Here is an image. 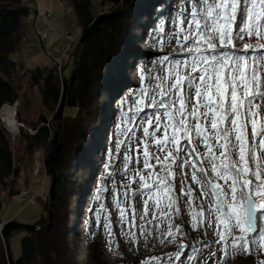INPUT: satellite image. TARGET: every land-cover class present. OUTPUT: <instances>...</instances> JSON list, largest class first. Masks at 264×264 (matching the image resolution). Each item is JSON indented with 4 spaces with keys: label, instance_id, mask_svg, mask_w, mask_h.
<instances>
[{
    "label": "rangeland",
    "instance_id": "1",
    "mask_svg": "<svg viewBox=\"0 0 264 264\" xmlns=\"http://www.w3.org/2000/svg\"><path fill=\"white\" fill-rule=\"evenodd\" d=\"M99 1L93 0L96 16L110 14L111 9L104 8ZM150 1L136 0L128 7H123L118 13L133 10L144 2ZM25 3L30 8L35 5L39 13L50 12L55 16V19L49 21L40 14L38 15L36 10L31 9L27 20V36L20 48L10 54V59L30 70L49 67L54 68L59 75L64 72L65 76L69 77L74 68L76 55L78 56L81 49L79 43L84 31L79 24L73 6L68 0H27ZM185 8H188V0H172L162 14L152 16L151 22L147 21L146 17L135 20L134 29L130 31L129 52L122 63L130 65L134 53L141 56L147 55L150 62L145 68L142 66L143 62L135 63L129 75L121 83L123 70L117 69L113 73V81H117L114 86L116 93L103 98L100 103L102 119L98 122L97 127L90 132L91 148L82 154V161L91 165V178L87 175V179L90 178V180L83 181V174L82 172L78 174V169L71 175L78 178H76L78 182L75 186V194L80 198L79 205L72 204L74 216L68 241L74 257L81 264H96V259L105 264H127L130 260L142 255L140 246L144 244V238L147 245L144 244L145 253L143 256L146 258L142 264L146 261L157 264V261H152V257H160V264H218V262L220 264H253L252 262L257 263L259 258H264V250L258 251L256 244H250L251 254L231 253L229 248L228 251L231 255L225 257L221 246L214 243L217 239L214 233L215 224L208 227L205 219L199 226V230L193 228V212L199 211L196 205L203 198L199 186L191 181L193 169L188 165L174 168L176 206L179 211L172 212L171 220L165 217L154 219L153 201L149 200L147 217L141 219V214L145 210L144 201L147 197L135 194L139 185L133 180H138L136 170L142 171L146 177L150 176L152 170L144 169L143 163L134 162L137 153L130 151L129 143L131 141V148L135 149L139 141L143 139L140 121L145 118V113L153 111V109L140 104L141 99L147 100L142 96V89L149 85L154 87L156 83L154 77L164 74L162 69L167 63V61L161 63L164 57H168L169 60L184 58V54L179 52V44L174 41L171 33L179 29V14ZM47 26H53L55 30L50 33L47 41L41 42L40 36ZM68 33L76 35L77 40L70 56L63 60L62 70L64 67L65 69L61 71L53 62H60L62 56L54 49L63 45V37ZM245 42H247V38ZM28 79V76L17 79L20 89L17 120H23L28 127L38 126L43 125L40 124V120L45 115L49 118L46 125L51 130L52 137L55 138L58 123L50 115L52 110L44 107L40 88L32 87ZM128 91H132V93L129 94ZM138 108L143 110L138 112ZM65 111V116H73L76 113L70 107ZM56 112L57 108L53 111L54 115ZM22 130L21 128L17 133L16 141L20 140V142L16 146L12 139L15 162L22 168L20 176L15 178L13 184V190L17 194L10 198L3 193L1 197L2 219L4 224L16 221L22 225L34 224L40 228L39 230H45L49 225L50 217V188L53 178L56 177L49 173L46 164L50 147L45 150L44 146L37 148L34 153H29L26 140L21 138ZM24 130L29 134L27 129ZM8 132L12 138L13 132L10 130ZM56 140L54 139V141ZM249 143H251L250 128ZM121 145L122 147H120ZM197 151L203 154L205 149L200 145L197 147ZM126 156H132L133 160L127 162ZM151 163L156 164L154 160ZM155 171H161L159 165H156ZM182 173H187L186 183L191 185L193 190L191 198L181 192L183 186L181 181L185 179ZM170 179L172 178L170 177ZM69 190L70 195L72 189ZM24 192H27L26 200L21 203L20 194ZM125 192L128 193L127 197L124 196ZM117 200L120 202L119 208ZM203 203L207 208L210 201L204 200ZM133 207L135 208V219H133ZM121 209H124L126 213L123 219L120 214ZM165 211L169 210L165 209ZM156 214L159 216V213ZM207 216L208 213L205 211V218ZM40 217L45 219V224L39 223ZM4 224H2V229ZM181 224L182 226H180ZM170 226L176 235L175 242H169L170 238L166 235ZM176 226L181 228L183 235L175 233ZM27 233L28 231L25 229H19L9 237L10 254L15 262L21 257V241ZM162 233L164 235H161ZM196 240L202 242L201 245L197 246ZM161 241L164 242L161 243ZM181 242L185 245L196 246L195 248L201 251L194 252L193 247L189 246L177 258L175 253L180 250ZM205 242L211 246L205 247ZM213 252L216 253L215 256L211 255ZM170 256L171 259H169Z\"/></svg>",
    "mask_w": 264,
    "mask_h": 264
},
{
    "label": "snow or ice",
    "instance_id": "2",
    "mask_svg": "<svg viewBox=\"0 0 264 264\" xmlns=\"http://www.w3.org/2000/svg\"><path fill=\"white\" fill-rule=\"evenodd\" d=\"M179 16L176 42L184 58L164 57V74L154 77V87L142 89L147 100L140 104L153 111L140 121L143 139L135 149L129 143L137 153L134 162L152 170L148 177L136 170L138 180H133L139 185L135 194L147 197L141 219L147 217L149 200L154 219L171 220L179 211L174 168L188 165L203 198L193 212V228L199 230L205 219L208 227L215 224L214 243L225 257L251 254L250 244L264 250V0H188ZM200 145L203 154L197 151ZM182 175L181 192L191 198L187 173ZM204 200L210 201L207 208ZM132 213L135 219L134 207ZM120 214L123 219L125 210ZM175 233L183 235L179 226ZM166 235L175 242L171 226ZM186 247L180 243L177 258ZM160 260L152 257L157 264Z\"/></svg>",
    "mask_w": 264,
    "mask_h": 264
},
{
    "label": "trees",
    "instance_id": "3",
    "mask_svg": "<svg viewBox=\"0 0 264 264\" xmlns=\"http://www.w3.org/2000/svg\"><path fill=\"white\" fill-rule=\"evenodd\" d=\"M26 1L0 0V111L6 105L13 106L19 101L20 89L17 79L28 76L30 85L40 88L44 107L52 110L51 117L54 115V109H58L60 105L64 84L69 86L66 92L65 109L70 107L76 113L73 116L64 115L61 124L57 127L56 141L46 125L49 118L45 115L40 120V124L43 125L32 126L37 130L36 135L31 136L24 129L22 130L21 138L26 140L29 153H34L37 148L45 146L47 150L50 147L46 164L49 173L56 175L57 184L55 200L49 205V208L52 205L53 215L51 229L28 232L21 241V257L15 263L81 264L74 257L68 241L74 216L73 203L79 205L80 198L75 194L78 178L71 175L78 169V174L81 172L83 174V181H89L91 178V165L82 161V154L90 149V132L102 119L100 103L103 98L116 93L114 86L117 81H113V73L117 69L123 70L121 83L129 75L135 63L143 62L142 66L145 68L150 62L147 55L141 56L134 53L130 65L122 63L129 52L130 31L134 29L133 23L143 17L151 22L152 16L162 14L172 0H148L150 2H144L140 7L123 13H118V11L136 0H100L101 6L111 9L110 15L115 16L108 18L86 44L80 47L69 77H66L64 72L59 75L54 68L49 67L30 70L10 59V54L20 48L27 36V20L31 8L26 5ZM68 2L73 6L83 30H87L98 16L95 14L93 0H68ZM64 69L65 67L62 71ZM73 77L74 83L72 84ZM19 142L20 140L15 141V146ZM21 170V166L15 162L11 134L0 124V227L5 223L2 219L1 197L3 193L10 198L17 194L13 190L15 181L10 180L9 177L11 175L19 177ZM87 175L90 176L89 179ZM69 189H72L70 195ZM39 223L45 224V219L40 217ZM12 234L13 232L9 234V237ZM196 242L197 246L202 243L197 240ZM144 244L147 245L145 238ZM144 244L140 246L142 255L140 254L141 256L130 260L127 264H142L146 258L143 256ZM261 261H264V258H259L257 263H252L261 264ZM0 264H9L1 230ZM96 264L105 263L96 259Z\"/></svg>",
    "mask_w": 264,
    "mask_h": 264
},
{
    "label": "water",
    "instance_id": "4",
    "mask_svg": "<svg viewBox=\"0 0 264 264\" xmlns=\"http://www.w3.org/2000/svg\"><path fill=\"white\" fill-rule=\"evenodd\" d=\"M114 15V14H113ZM113 15L110 14H101L98 15V17L92 22V24L90 25V27L85 30L82 34V37L80 39V43H79V47H83L86 42L95 34V32L97 31V29L103 24L105 23L108 18L112 17ZM115 16V15H114ZM74 83V77L72 79V84ZM68 85L64 84V92H63V97L61 99L60 105L57 109L56 114L53 116V120L56 121L58 123V125L61 124L63 118H64V112H65V108H66V92L68 89ZM54 139H57V136H55ZM56 184H57V179L56 177L53 178V183L51 185L50 188V195H51V203L53 204L54 200H55V191H56ZM49 225L47 227V230L49 231L52 227V219H53V215H52V205L49 211ZM19 229H25L28 232H36L37 230H39L40 228L37 225H22L16 221H10L7 222L6 224H4L3 229L1 230V236L4 242V245L6 247L7 250V254H8V259H9V264H16L15 261L12 259L11 254H10V245H9V234L11 232H14L16 230Z\"/></svg>",
    "mask_w": 264,
    "mask_h": 264
},
{
    "label": "built area",
    "instance_id": "5",
    "mask_svg": "<svg viewBox=\"0 0 264 264\" xmlns=\"http://www.w3.org/2000/svg\"><path fill=\"white\" fill-rule=\"evenodd\" d=\"M31 9L36 10V6L33 5L31 7ZM37 14L38 15L40 14L42 17L47 18L49 21H53L55 19V16L53 14H51L50 12H40L39 13V11H37ZM54 30H55V28L53 26H47L43 30V32H42V34L40 36L41 42L42 41L45 42V40H48L50 33H52ZM76 40H77V36L76 35H73L72 33H68L66 36L63 37V45L61 47H56L54 49L56 53H59L62 56L60 62L54 61V64L57 65L60 68L61 71H62V67H63V64H64L63 60L67 56H70V54L72 53L73 45H74ZM14 105H17V103L14 104ZM0 120H1L0 124L7 130L6 124H5L2 116L0 117ZM17 126H18V129H19L18 132H20V129L22 128V129H27L29 131V134H31V135H36V133H37V130H35L32 127H28L24 122H18L17 121ZM7 131H9V130H7ZM18 132L12 133L13 134V136H12L13 143L18 138V135H17ZM15 178L16 177L14 175H12L10 180L15 181ZM26 194H27V192H24V193L20 194L21 203H24V201L26 200ZM0 230H2V225L0 227Z\"/></svg>",
    "mask_w": 264,
    "mask_h": 264
},
{
    "label": "bare ground",
    "instance_id": "6",
    "mask_svg": "<svg viewBox=\"0 0 264 264\" xmlns=\"http://www.w3.org/2000/svg\"><path fill=\"white\" fill-rule=\"evenodd\" d=\"M178 32H179V29L176 31H173L171 33L172 37H174L175 42L179 38L177 36ZM128 93L130 94V93H132V91H128ZM17 113H18L17 112V105H13V106L6 105L1 112V116H2V118L6 124V127L8 128V130H10L13 133H16L19 131L18 126H17ZM120 147H122V145ZM90 148H91V146H90Z\"/></svg>",
    "mask_w": 264,
    "mask_h": 264
}]
</instances>
